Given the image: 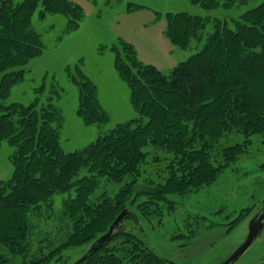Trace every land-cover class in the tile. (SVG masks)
Returning a JSON list of instances; mask_svg holds the SVG:
<instances>
[{
  "label": "trees",
  "instance_id": "obj_1",
  "mask_svg": "<svg viewBox=\"0 0 264 264\" xmlns=\"http://www.w3.org/2000/svg\"><path fill=\"white\" fill-rule=\"evenodd\" d=\"M189 1L209 10L252 7L223 18L167 12L166 35L174 45L186 49L204 39L200 51L169 74L142 62L133 44L121 39L112 45L115 68L138 116L66 152L60 140L64 115L53 96L30 104L5 101L25 77L21 67L43 51L41 34L32 24L37 9L40 19L65 15L66 31L79 27L84 9L70 0H0V147L4 141L14 147L12 176L0 180V247L14 258L0 249V264H50L65 249L95 242L125 209L110 240L78 264H167L133 230H121L122 222L175 208L170 195L216 182L249 151L254 135L264 144V0ZM209 24L213 29L205 33ZM68 74L78 88L77 115L83 122L109 121L97 86L79 65ZM53 93L60 96L57 88ZM230 133L244 139L218 148ZM147 164L157 171L146 169ZM122 181L113 196L102 187ZM59 194H68L61 216L70 231L49 249L54 244L49 229L35 243L30 239L33 216L47 220L44 208L51 212Z\"/></svg>",
  "mask_w": 264,
  "mask_h": 264
},
{
  "label": "rangeland",
  "instance_id": "obj_2",
  "mask_svg": "<svg viewBox=\"0 0 264 264\" xmlns=\"http://www.w3.org/2000/svg\"><path fill=\"white\" fill-rule=\"evenodd\" d=\"M70 1L84 9V17L76 29L66 31L68 19L62 14H49L40 19L41 7L33 15L32 24L41 34L44 48L21 67L25 69V77L13 86L5 101L30 104L36 98L45 100L53 96V103L64 115L60 140L66 152L80 150L118 123L138 116L130 102L129 88L115 68V54L110 49L112 45L121 39L133 44L142 62L153 64L169 74L179 62L200 51L204 39L193 40L186 49L174 45L166 35L167 12L223 18L238 16L252 7L250 3L230 10H209L189 0ZM212 29L213 25L209 24L205 33ZM76 65L97 86L98 99L110 115L106 123L88 125L77 115L78 88L68 74ZM41 86L44 91L40 92L38 89ZM54 88L59 89V97L53 93ZM253 138L249 151L228 166L216 182L184 195L172 194L169 197L175 202V208L165 206L162 213L142 218L139 222L125 219L120 229L133 230L167 264H222L246 240L250 220L264 205V144L260 135ZM243 139L244 135L240 133H230L218 142L217 147L232 145ZM13 152L14 147L4 141L0 147V180L12 176ZM145 168L152 170L149 164ZM124 183L111 182L102 184V187H107L108 194L113 196ZM66 196L68 194L55 197L51 212L44 208L47 220L39 215L33 216L32 242L44 237L45 229L53 233L47 231L48 239L54 243L49 249L58 246L67 237L70 227L61 216L62 199ZM129 208L137 212L136 206ZM244 211L242 218L230 228V222ZM92 244L65 249L50 264H75ZM0 249L14 258L6 248ZM45 251L48 248L45 247ZM231 264H264V227L247 250Z\"/></svg>",
  "mask_w": 264,
  "mask_h": 264
},
{
  "label": "water",
  "instance_id": "obj_3",
  "mask_svg": "<svg viewBox=\"0 0 264 264\" xmlns=\"http://www.w3.org/2000/svg\"><path fill=\"white\" fill-rule=\"evenodd\" d=\"M127 209L123 210L118 217L115 219V221L111 224L109 230L103 234L101 237H99L89 250L84 254L75 264H78L83 259L87 257V255L102 245H104L110 238L112 237V234L118 225L119 221L123 218V216L126 214ZM264 227V205L258 210V212L252 217V219L249 222V232L246 240L229 256L228 259H226L222 264H230L234 261H236L246 250L247 248L252 244L254 239L257 237L261 229Z\"/></svg>",
  "mask_w": 264,
  "mask_h": 264
}]
</instances>
